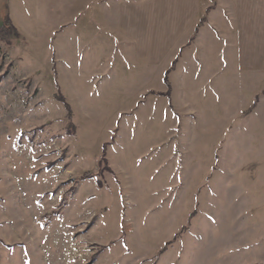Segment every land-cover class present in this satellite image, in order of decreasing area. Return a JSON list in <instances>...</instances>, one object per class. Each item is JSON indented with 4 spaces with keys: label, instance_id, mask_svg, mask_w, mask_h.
<instances>
[{
    "label": "rangeland",
    "instance_id": "1",
    "mask_svg": "<svg viewBox=\"0 0 264 264\" xmlns=\"http://www.w3.org/2000/svg\"><path fill=\"white\" fill-rule=\"evenodd\" d=\"M32 1L0 0V264H264V119L234 142L264 74L224 42L218 113L201 39L137 67ZM216 140L244 163L219 184Z\"/></svg>",
    "mask_w": 264,
    "mask_h": 264
},
{
    "label": "crops",
    "instance_id": "2",
    "mask_svg": "<svg viewBox=\"0 0 264 264\" xmlns=\"http://www.w3.org/2000/svg\"><path fill=\"white\" fill-rule=\"evenodd\" d=\"M33 1L49 3V7H54L55 10L63 9L62 14L68 16L63 23L75 25V30L85 34L90 40L95 39L97 34L108 32L126 47L129 43L132 44L130 54L135 55L137 67L145 68V62L148 61L146 59H158L166 47L173 48L179 44V49L185 47L187 42L183 43V40L197 37L204 42L209 39L211 45L205 47L204 43L200 44V72L202 88L212 86L211 89H214L217 86V92L214 93L218 101V113L222 112L219 107V85L226 71L224 42L226 47L234 49L233 56L240 73L264 74V0H221L216 6L209 5L208 0ZM11 13L12 11L10 15ZM10 19L14 23L13 18ZM242 25L246 28L245 35H241ZM102 27L104 32L101 31ZM242 36L247 37V41H242ZM126 51L129 52L128 48ZM249 77L251 80L252 77ZM263 104L264 95L246 109L245 115L238 111V118L242 119V122L234 142H238L241 147L250 149V143H256L254 126L264 119ZM243 123L246 126L244 128ZM243 132L246 133L243 135ZM248 134L249 140L244 138ZM216 142L218 150L222 151V154L218 155L217 163L219 184L225 181L226 175L234 176L239 169H244V163L239 159L235 162V157L231 151H227L224 140ZM224 185L222 184V187ZM222 187L218 186L220 192Z\"/></svg>",
    "mask_w": 264,
    "mask_h": 264
},
{
    "label": "trees",
    "instance_id": "3",
    "mask_svg": "<svg viewBox=\"0 0 264 264\" xmlns=\"http://www.w3.org/2000/svg\"><path fill=\"white\" fill-rule=\"evenodd\" d=\"M4 75H5V73L4 74H0V82L2 81ZM67 108H68V106H67ZM68 109H70V108H68Z\"/></svg>",
    "mask_w": 264,
    "mask_h": 264
}]
</instances>
